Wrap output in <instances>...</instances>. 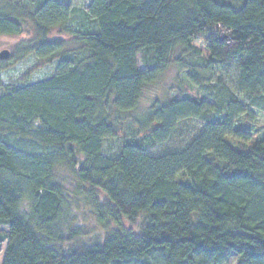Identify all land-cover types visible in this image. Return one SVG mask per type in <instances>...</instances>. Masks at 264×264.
Wrapping results in <instances>:
<instances>
[{
	"label": "trees",
	"instance_id": "16d2710c",
	"mask_svg": "<svg viewBox=\"0 0 264 264\" xmlns=\"http://www.w3.org/2000/svg\"><path fill=\"white\" fill-rule=\"evenodd\" d=\"M17 11L0 15V35L23 31ZM71 14L44 0L29 16L38 35L28 52L60 51L47 35L65 29ZM84 15L94 30L68 29L79 56L36 83L0 78L2 264H225L231 255L264 264V135L251 143L237 126L252 121V108L264 111V0H91ZM202 33L207 53L187 64ZM177 47L176 65L207 99L154 103L147 132L106 148L116 134L110 110H133ZM233 63L225 83L218 72ZM187 118L202 128L185 147L149 152ZM59 164L88 192L96 221L119 226L101 243L61 247L75 231L65 235L69 205L53 180ZM140 215L138 232L121 227Z\"/></svg>",
	"mask_w": 264,
	"mask_h": 264
},
{
	"label": "rangeland",
	"instance_id": "374dc122",
	"mask_svg": "<svg viewBox=\"0 0 264 264\" xmlns=\"http://www.w3.org/2000/svg\"><path fill=\"white\" fill-rule=\"evenodd\" d=\"M44 0H0V15H12L14 9H18L22 21L23 31L18 35H0V51L7 49L10 52L9 59L0 61V78L4 83L12 84H32L47 79L53 75L59 60L81 54V44L75 40L74 36L68 33L80 32L86 29L94 30L93 20L85 17L84 11L91 0H54L72 9L69 22L63 28L52 30L48 35V40L61 41L62 48L56 54L48 57H38L29 53V49L37 44L38 31L31 22L29 16L42 4ZM234 7L241 5L243 0H221ZM16 13V12H15ZM213 31V30H212ZM207 33L198 35L193 40L194 51L191 56L183 57V61L190 65L194 60L206 55V50L202 45L203 38ZM182 48L177 47L170 55L169 62L164 71L157 79L149 85L142 98L133 110L118 112L110 110L108 121L115 128V136L107 139V146L112 149L124 141L135 136L141 137V130L147 132L152 125H144L145 118L154 103L166 104L178 97H191L193 99H207L205 91L191 85L186 77V72L180 70L175 61L182 57ZM138 67L143 68L140 56L137 57ZM236 64L233 63L223 71H219L225 83H232ZM217 74V75H218ZM252 121L241 117L237 126L250 131L253 134L251 143L264 135V111L257 108L251 110ZM202 128V122L195 118H187L180 121L173 135L163 144L152 147L150 153L160 155L166 152L178 151L185 147L190 140L196 136ZM250 143V144H251ZM53 180L64 191L69 205L65 216V235L68 230L75 231L68 240L62 244L65 250L73 249L80 245L101 243L103 239L113 230L118 229L114 223L100 225L95 219L93 201L88 192L76 180L72 170L64 164H59L54 168ZM103 199L99 195V200ZM143 217L140 215L133 221L122 220L121 227L138 232L142 224ZM4 228V226H0ZM3 261V251L0 252V264ZM239 258L231 255L225 264H237Z\"/></svg>",
	"mask_w": 264,
	"mask_h": 264
},
{
	"label": "water",
	"instance_id": "95a60500",
	"mask_svg": "<svg viewBox=\"0 0 264 264\" xmlns=\"http://www.w3.org/2000/svg\"><path fill=\"white\" fill-rule=\"evenodd\" d=\"M10 57V52L7 49H2L0 51V60H7Z\"/></svg>",
	"mask_w": 264,
	"mask_h": 264
}]
</instances>
